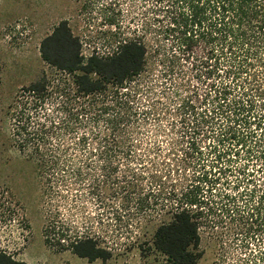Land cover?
Instances as JSON below:
<instances>
[{
	"label": "trees",
	"instance_id": "1",
	"mask_svg": "<svg viewBox=\"0 0 264 264\" xmlns=\"http://www.w3.org/2000/svg\"><path fill=\"white\" fill-rule=\"evenodd\" d=\"M142 1L148 17L145 28L150 33L155 27L171 43V52L158 42L151 46L144 35L121 31L114 20L120 0H82V7L96 9L106 23L117 27L109 31L113 41H103L111 51L83 54L81 39L68 21L59 22L39 47L52 72L23 90L22 99L29 104L24 110L33 125L22 122L25 104L17 106L22 115L16 120V150L33 165L37 180L71 190L84 185L98 202L101 197L121 196L116 209L111 207L115 213L160 216L154 250L164 255L165 264H197L202 257L200 221L205 216L218 212L231 222L239 219L264 229V0ZM150 61L162 68L161 80L183 72V61L190 63L199 83L212 79L207 85L213 93L208 91L198 101L203 111L191 100L179 106L196 117L180 120V141L173 140L166 155L181 152L176 172L156 142L139 141L145 119L154 114L155 122L163 114L156 108ZM215 77L222 78L220 84ZM52 97L60 99L53 109L56 117L38 118ZM208 98L210 109L204 106ZM218 121L225 123L221 134L215 132ZM149 132L157 141L163 131ZM209 138L213 144L204 151L201 142ZM233 160L243 163L232 171ZM189 168L190 175L174 179L178 170ZM241 185L245 188L239 197L226 192L228 187L238 191ZM68 232L47 243L89 262L105 263L111 257L97 237ZM259 252L263 255L264 247ZM0 264L26 263L0 248Z\"/></svg>",
	"mask_w": 264,
	"mask_h": 264
},
{
	"label": "rangeland",
	"instance_id": "2",
	"mask_svg": "<svg viewBox=\"0 0 264 264\" xmlns=\"http://www.w3.org/2000/svg\"><path fill=\"white\" fill-rule=\"evenodd\" d=\"M120 6L121 10L114 14V20L121 31L130 34L128 36L144 35L151 46L158 42L167 53L171 52V43L155 27L151 28L150 33L145 28L148 17L142 0H120ZM96 12V9L90 12L82 7V0L0 1V248L26 264L166 263L164 255L152 246L160 216L115 213L112 208L116 209L120 204L123 198L121 196L117 199L107 197L105 200L101 197L98 202L88 194L84 185L76 193V188L71 190L59 183L37 180L33 165L27 163L26 157L16 150V120L18 114L22 115L17 106L25 104L21 105L22 122L28 121L30 125L34 122V119H27L28 109L24 108H28L29 104L26 99H22L23 90L43 73L52 72L40 57L41 41L51 34L59 22L67 20L74 36L81 39L83 54L87 55L94 49L101 55L107 54L110 49L103 41H113L109 31H113L115 25L106 23ZM185 62L187 61L181 62L183 72L177 70L166 80H161L159 72L162 68L153 66L155 61H150V80L154 87V97L158 98L156 108L163 110V114L155 122L154 114L149 120L145 119L146 124H142L143 130L139 134L141 143L151 145L156 142L155 146H160L163 155L172 160L175 172L176 167L181 166V152L174 156L166 155L173 140L175 143L180 141L181 130H184L181 129L180 120L189 116L187 119L193 121L196 117L191 111L187 114L185 110H179V106L191 100L192 106H199L202 110L198 111H203L198 101L201 102L210 91L207 84L212 80L199 83L190 70V63L193 61ZM187 80H190V85L186 83ZM214 80L220 84L222 78L215 77ZM144 95L140 99H144ZM59 101L55 97L46 101L38 118L45 120L52 119L50 116L56 117L53 109ZM209 102L210 98L204 103L207 109H210ZM222 125L225 123L216 122L217 134L223 132H220ZM78 130L82 132L84 129ZM151 130L163 131L157 134V141L154 140L155 137H151ZM212 144L213 141L209 138L201 142V147L206 151ZM177 149L180 150L178 147ZM242 163L243 161L233 160L230 170L233 171ZM250 170L251 167H248V171ZM191 173V168L180 169L177 175L174 174V179H178L177 176L183 179ZM232 178L230 176V181ZM244 188L241 185L237 191L228 187L226 192L232 197H239ZM70 193L76 196L72 197ZM60 194L62 198L59 197ZM244 198L240 197V204ZM200 222L199 250L202 251V257L197 264H264V253L262 255L259 252L264 247V229L258 230L256 223L251 227L249 222L245 225L239 219L231 222L218 212L205 216ZM66 229L69 230L68 235H74L78 231L79 234L97 237L100 245L109 249L111 257L105 263L100 259L89 262L77 257L69 249L58 250V247L47 243L49 240L55 243L57 234Z\"/></svg>",
	"mask_w": 264,
	"mask_h": 264
}]
</instances>
